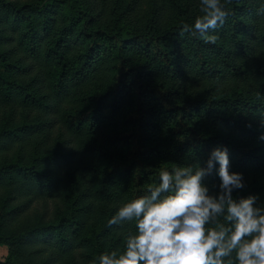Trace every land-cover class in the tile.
Wrapping results in <instances>:
<instances>
[{
	"label": "trees",
	"instance_id": "obj_1",
	"mask_svg": "<svg viewBox=\"0 0 264 264\" xmlns=\"http://www.w3.org/2000/svg\"><path fill=\"white\" fill-rule=\"evenodd\" d=\"M262 4L231 0L206 44L180 35L201 0H0V264L122 253L118 209L217 147L264 206Z\"/></svg>",
	"mask_w": 264,
	"mask_h": 264
},
{
	"label": "clouds",
	"instance_id": "obj_2",
	"mask_svg": "<svg viewBox=\"0 0 264 264\" xmlns=\"http://www.w3.org/2000/svg\"><path fill=\"white\" fill-rule=\"evenodd\" d=\"M230 3L201 0L203 15L180 35L192 30L206 44H216L218 37L208 32L223 26ZM258 11L264 14V4ZM216 163L220 192L210 195L204 180ZM159 178L147 195L124 203L108 221L109 227L135 221L137 232L129 233L122 253L106 251L98 264H264V206H257L256 195L233 197L245 184L242 173L230 171L227 147L215 148L206 167L161 168Z\"/></svg>",
	"mask_w": 264,
	"mask_h": 264
},
{
	"label": "rangeland",
	"instance_id": "obj_3",
	"mask_svg": "<svg viewBox=\"0 0 264 264\" xmlns=\"http://www.w3.org/2000/svg\"><path fill=\"white\" fill-rule=\"evenodd\" d=\"M38 202H42V201H38ZM37 202V203H38ZM40 205V203H39ZM51 208V205L49 206ZM43 209V207H41ZM52 211H53V207L51 208ZM47 252H50L51 250L50 249H46ZM46 255H48V253H45ZM8 256V247L4 244H0V259L1 260H4L6 259V257ZM68 256H62V262L64 264H68Z\"/></svg>",
	"mask_w": 264,
	"mask_h": 264
}]
</instances>
